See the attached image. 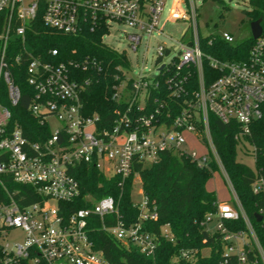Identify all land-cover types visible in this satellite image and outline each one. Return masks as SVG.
Masks as SVG:
<instances>
[{
    "label": "built area",
    "instance_id": "1",
    "mask_svg": "<svg viewBox=\"0 0 264 264\" xmlns=\"http://www.w3.org/2000/svg\"><path fill=\"white\" fill-rule=\"evenodd\" d=\"M180 2H174L165 22L183 21L186 30L178 40L168 36L173 46L155 47L154 74H145L144 68H139L135 77L126 78L131 66L127 52L135 56L143 39L147 50L154 36L162 34L165 22L160 24V16L165 0H0V264H108L103 254L93 249L88 236L94 221L114 240L131 246L144 258H152L156 242L142 223L155 220V214L147 207L146 198L142 196V201L135 204L139 218L128 227L115 223L111 197L88 195L84 198L86 208L69 212L62 205L79 196L71 168L93 165L106 179L117 175L125 180L134 162L151 164L163 151L187 154L199 167L213 160L220 165L210 138L209 115L223 124L236 123L239 137L249 135L250 123L261 116L264 106V28L253 40L245 60L220 62L200 49L198 14L192 0L187 11L179 10ZM36 19L66 35L102 28L107 36L115 23L128 28L130 32L124 33L126 50L105 45L129 61L125 81L116 88L114 98H124L129 108L135 105L140 113L147 111L150 94L160 93V79L170 100L186 95L184 85L192 76L196 88L185 96L169 122L157 118L164 106L160 104L135 117L118 114L112 126L99 128L96 114L82 113L80 96L87 81L71 79L64 65L43 62L27 49L26 31ZM220 38L234 43L228 33ZM50 54L54 56L56 51ZM204 65L209 72H204ZM19 66L24 67L26 83L32 89L29 111L49 131L40 142L28 140L20 126L9 124L11 114L5 103L15 106L19 101L12 78V70ZM49 118L59 123L54 131L49 129ZM187 136L203 142L208 156L187 149ZM136 180L139 182V177L134 174L133 186ZM10 184L32 189L37 201L21 204L26 195H20L18 189L10 192ZM262 189V180H256L252 192ZM209 218L216 219L215 230L224 242V256L233 254L237 264H251L243 249L250 247L244 238L255 239L249 221L227 204H217L216 213ZM239 218L245 231L228 232L224 222ZM10 231L24 235L22 245L7 248L3 244ZM165 238L172 241L171 236ZM196 259V252L180 250L173 262L194 264Z\"/></svg>",
    "mask_w": 264,
    "mask_h": 264
},
{
    "label": "trees",
    "instance_id": "2",
    "mask_svg": "<svg viewBox=\"0 0 264 264\" xmlns=\"http://www.w3.org/2000/svg\"><path fill=\"white\" fill-rule=\"evenodd\" d=\"M248 6L250 10L244 11V14L249 22L261 20V28H264V0H248ZM105 33L106 30L102 28H85L76 34L66 35L46 27L36 19L27 28L26 44L27 49L43 62L64 65L71 79L87 81L80 96L82 113L85 116L96 114L99 128L112 126L118 114L127 113L129 117H135L159 108L160 104L164 106L157 118L169 122L185 96L196 88V78L192 76L187 79L184 85L186 95L177 100L168 98L163 80L160 79V93L150 94L147 111L140 113L135 105L129 108L124 98H114L116 88L125 81L129 61L124 54L102 43ZM199 42L205 55L220 62L245 60L253 44L251 37L233 44L224 42L220 36L200 39ZM51 51H56V54L51 56ZM204 72H209L206 65ZM12 78L20 97L15 106L5 103L11 114L9 124L20 126L28 140L40 142L49 136V131L40 126L29 111L32 89L26 83L24 67L12 70ZM128 108L130 111H127ZM165 113H169V116L166 117ZM208 122L210 138L226 179L264 255V106L261 116L250 123L248 136L239 137L240 127L234 122L223 124L212 115H209ZM245 144L252 148L255 161L253 172L236 160V148L245 149ZM216 170L217 165L213 161L205 167H199L187 154L173 151L158 153L157 159L151 164L134 162L132 173L125 180L117 175L106 179L93 165L80 164L70 170L78 184L79 196L64 203L62 208L69 212L86 208L84 198L88 195L94 198L111 197L116 209L115 223L119 221L125 227L131 226L138 221L140 214L137 206L131 202L134 174H137L142 196L146 198L147 207L155 214V220H145L142 225L154 238L156 251L152 258H144L131 246H125L101 231L98 222L94 221L89 227L88 236L93 249L100 251L108 264H187L172 261L180 250L196 252L194 264H237L235 255L224 256V242L219 233L206 230L211 221L209 216L216 213L218 201L213 192L206 190L205 185ZM258 179L262 180L263 189L253 193L252 185ZM17 189L20 195H26L20 200L21 204L37 201L32 189L8 185L10 192ZM258 217L260 221H257ZM162 226L168 227L172 241L161 236ZM224 226L231 233L245 231L240 218L224 222ZM204 249L208 250L206 256L200 254ZM243 249L251 264H263L255 247L243 246Z\"/></svg>",
    "mask_w": 264,
    "mask_h": 264
},
{
    "label": "rangeland",
    "instance_id": "3",
    "mask_svg": "<svg viewBox=\"0 0 264 264\" xmlns=\"http://www.w3.org/2000/svg\"><path fill=\"white\" fill-rule=\"evenodd\" d=\"M175 1L178 0H165V6L160 16V24H163L168 18V11L172 8ZM192 3L197 9V26L200 39L204 40L211 36H221L222 33H228L232 36L234 43H241L250 37V22L244 14V11L250 10L248 0H232L231 2H227L226 0H192ZM189 7V0H182L179 4L180 11H187ZM220 14L222 17H219ZM186 26V23L183 21L165 22L162 34L154 36L150 41L147 50H145L146 40L143 39L139 52L135 56L127 52L128 57L131 60V66L126 78L135 77L139 68H144L143 72L145 74H154L155 47L158 45H165L166 47L173 46V42L168 39V36L178 40L186 30ZM128 32H130L128 28L115 23L112 25V29L109 30V34L102 37V42L116 50H126L124 33ZM47 122L50 131H54L59 125L54 118H49ZM190 137V140L187 139L186 148L195 150L198 155L206 153L208 156V150L206 149L205 144L199 141V139L197 143L194 136ZM236 160L245 165L252 172L255 171V161L252 155V148L248 144H245V149H241L239 146L236 148ZM213 162L215 161L213 160ZM216 165V172L206 182V190L215 194L218 204L234 206L235 210L241 213L244 219H247L226 179L221 164L218 165L216 163ZM141 201V185L138 180H136L131 190V202L133 204H138ZM215 223V218H212L208 223L207 226L210 229V233L216 231ZM160 234L162 237L170 236L168 227H160ZM244 239V241L249 242V246L252 245L259 249L260 260L264 264V255L256 238L252 239L247 236V238ZM24 240V235L20 231H10L4 239L3 244L7 248H13L14 245H22ZM200 254L206 256L208 250L204 249L200 251ZM172 261H174L173 258Z\"/></svg>",
    "mask_w": 264,
    "mask_h": 264
},
{
    "label": "water",
    "instance_id": "4",
    "mask_svg": "<svg viewBox=\"0 0 264 264\" xmlns=\"http://www.w3.org/2000/svg\"><path fill=\"white\" fill-rule=\"evenodd\" d=\"M227 2H231L232 0H226ZM261 20H257L255 22H251L249 24V30H250V37L252 40H256L260 33H261ZM257 217V216H256ZM257 221H260V217L257 218Z\"/></svg>",
    "mask_w": 264,
    "mask_h": 264
},
{
    "label": "crops",
    "instance_id": "5",
    "mask_svg": "<svg viewBox=\"0 0 264 264\" xmlns=\"http://www.w3.org/2000/svg\"><path fill=\"white\" fill-rule=\"evenodd\" d=\"M187 137H188V136H187ZM187 139H189V140H190V139H191V137L189 136Z\"/></svg>",
    "mask_w": 264,
    "mask_h": 264
}]
</instances>
